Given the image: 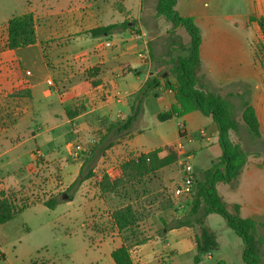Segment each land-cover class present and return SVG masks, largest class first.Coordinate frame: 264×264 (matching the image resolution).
Segmentation results:
<instances>
[{
    "label": "crops",
    "instance_id": "obj_1",
    "mask_svg": "<svg viewBox=\"0 0 264 264\" xmlns=\"http://www.w3.org/2000/svg\"><path fill=\"white\" fill-rule=\"evenodd\" d=\"M157 1L20 0V11L5 15L10 6L1 10L0 176L13 178L23 169L24 166L21 167L19 163L21 155L14 151L26 140L25 135L31 130L30 122L36 126L39 121L47 122L63 116L68 122L77 123L78 139L91 143L87 157L94 159L93 171L102 168L111 175L117 172L116 165L131 154L148 153L168 145L176 146L179 142L184 145L192 161L199 156L198 164H194L195 168L200 169L199 172L220 158L222 151L218 144V128L211 117L195 111L164 122L158 119V114L176 105L175 93L166 88L164 80L171 78L169 71L175 57L185 52L178 45L172 50L170 26L165 24L164 27L159 20L161 18L155 17ZM176 9L181 16L193 18L200 28V75L210 91L221 94L231 102L235 119L237 115L240 116V120L236 119L237 131H231L230 138L233 142H239L249 153L238 188L233 190L237 199L227 202L218 191L228 204L240 205L243 218H251L257 223V233L264 240V54H256L252 35L245 39L239 33L243 29H257L261 34V43H264L260 27L249 20L252 15L264 16V0H178ZM25 13L34 15L36 43L16 50L3 49L7 39V21ZM235 18L242 20V23L235 21ZM126 21L130 22L128 27H120L110 34L93 37L90 33L92 29ZM183 43L187 44L184 37ZM180 50L183 52L181 55L169 56L170 52ZM145 52L149 54L147 61L139 56ZM31 56L38 65L37 73L26 69ZM133 70L139 73L135 74ZM26 72H30V75ZM158 75H161L160 85L141 99L138 93L146 81ZM49 80L55 82L54 87L48 85ZM93 82H97L96 86L92 85ZM25 83L29 86L31 97L8 95L9 91ZM245 99H249L255 109L261 138H252L244 128L241 111ZM234 100L237 105L240 104L238 109ZM137 105H140V112L129 130L121 131L113 127L125 120ZM68 106L80 108L81 112L69 119L65 110ZM5 112H10L17 119L13 125L8 124L7 129H4ZM150 120L155 123L152 127ZM180 122L186 126V133L182 137L178 129ZM101 129V135L97 136L96 131ZM30 134L33 139L40 136V133L33 131ZM19 137L23 141L19 142ZM15 139L18 144L13 145ZM11 153L13 156L8 157ZM82 166L83 163H80L78 172ZM158 174L160 176L155 178L154 184L159 183L158 179L163 174H168L165 187H169L173 176L182 175L180 162L159 170ZM211 215L206 217V224ZM218 224V229L208 227L216 236V230L222 232L227 228L225 220ZM173 232L175 229L169 234ZM120 238L122 246L123 240ZM147 238L145 243L132 248L134 264H154L143 249L154 244L158 238ZM1 248L0 258L5 259L6 253ZM242 249L241 240L239 264H243ZM260 251L261 264H264V244ZM134 253L139 258L138 262ZM170 253L173 255L174 251ZM213 257V253L204 255L198 264ZM219 261L230 264L225 259L211 264ZM25 264L51 263L29 257Z\"/></svg>",
    "mask_w": 264,
    "mask_h": 264
},
{
    "label": "rangeland",
    "instance_id": "obj_2",
    "mask_svg": "<svg viewBox=\"0 0 264 264\" xmlns=\"http://www.w3.org/2000/svg\"><path fill=\"white\" fill-rule=\"evenodd\" d=\"M19 1L0 0V19L1 10L7 6L10 8L5 15L11 11H20ZM235 19L242 23V20ZM159 20L164 27L165 24L167 25L163 19ZM239 33L245 39L252 35V43L256 46L262 44L261 34L257 29H243ZM175 34L180 36L181 42L184 37L188 43L189 36L184 29L178 28ZM0 35H2L1 32ZM182 53L180 50L173 52L172 55L177 56ZM29 60L30 63L27 64L26 69L37 73L38 65H35L33 56ZM234 104L236 109L240 107L236 100ZM239 117L237 115L236 119L240 120ZM16 120L13 114L5 112L4 129L13 125ZM29 124L31 130L25 135L26 140L14 151L21 155L19 163L21 167H24L13 178L0 176V188L6 192H15L20 203L28 202L36 203V205L25 210L14 220L0 224V247L6 253L5 259L0 258V264H25L29 257L51 264H114L110 253L121 246L120 237L122 236L130 238L132 244L149 236L157 237L154 244L151 243L143 249L154 264H195L193 259L197 250L193 237L200 234L199 226L169 228L175 224V220H185L190 210L186 201L188 197L183 195L176 197L174 193L182 180V175L181 177L175 175L169 181V184L172 183L170 186L173 191L170 192V199L173 201L170 207L158 211L157 207L160 208L159 205L163 204L157 201L155 205L153 204L155 206L153 209L156 208L157 212L155 211L152 217L139 223L133 231L120 233L113 227L110 218L115 209L127 204V192L130 190L121 189L115 194L102 193L100 182L104 176L112 179L118 178L121 174L120 164L138 154L127 156L118 166L116 165L117 172L111 175L105 173L102 168L93 171L94 159L87 157L92 146L91 143L78 139L77 123L68 122L63 116L59 119L54 117L47 122L39 121L36 126L35 123L30 122ZM150 124L152 127L155 123L150 120ZM32 131L35 134L40 133V136L31 138ZM102 131L103 129L96 131V135H101ZM252 138L255 137L252 136ZM16 139L13 145L18 144ZM18 139L19 142L23 141V138ZM77 144L81 145L82 151L74 157L72 153ZM11 156L13 153L8 155V157ZM198 160L199 156L192 161L193 165L198 164ZM80 163H83V166L78 172ZM157 176L160 175L156 174L150 179L152 180L150 184L152 192H160L165 188L166 181L169 179L168 174H163L156 185L154 181L156 182ZM218 190L227 202L237 199L236 193L228 184H220ZM64 195H67L68 199L64 198ZM50 198L58 201L53 210L43 204ZM167 202L168 200L165 201ZM165 203L164 205H167ZM202 213L201 209L200 214ZM223 220L222 216L212 214L209 223L205 225L215 229ZM173 229L175 232L169 234ZM164 231L168 232L164 234ZM216 231L218 248L213 251V259H204L202 264H211L219 259H225L230 264H239L238 260L240 261L241 258L238 257V249L241 239L229 228L223 229L222 232L221 230ZM170 251H174V254L172 255ZM162 256H164L163 259H160ZM134 257L136 261L139 259L136 253ZM157 259L160 260L157 261Z\"/></svg>",
    "mask_w": 264,
    "mask_h": 264
},
{
    "label": "trees",
    "instance_id": "obj_3",
    "mask_svg": "<svg viewBox=\"0 0 264 264\" xmlns=\"http://www.w3.org/2000/svg\"><path fill=\"white\" fill-rule=\"evenodd\" d=\"M178 0H158L155 17L163 19L169 26L172 45H178L185 55L178 56L169 71L171 78H165L166 88L175 93L176 105L165 112L158 114L161 122L172 118H181L191 112H200L202 115L211 117L218 128V144L222 154L219 159L207 169L198 174H193L194 181L198 180L196 190L187 197V205L190 210L185 220H175L172 228L185 226H199L200 234H196L195 245L197 254L193 261L198 264L201 257L212 254L218 248L215 233L205 225L206 217L210 214H218L223 217L227 228L233 230L242 240L243 264H261V247L264 240L257 233V223L251 218L241 216V207L237 203L228 204L219 193L217 187L220 184H228L233 190L238 188L240 175L248 162L249 153L239 142H233L230 138L231 131H237L238 122L234 117V107L226 97L212 92L202 80L200 75L202 63L200 48L202 44L201 30L190 17H183L176 9ZM250 22H256L260 27L264 39V16H250ZM129 21L122 24H114L99 27L90 31L93 37L110 34L120 27H128ZM178 28L185 30L189 36V42H181L180 36L175 34ZM6 43L3 49L16 50L34 45L37 41L36 22L32 13H25L11 17L6 24ZM256 54H264V43L256 46ZM172 52L169 53V56ZM97 69V68H94ZM91 74V72H89ZM133 73L138 74V71ZM161 75L150 77L138 96L143 99L154 88L160 85ZM97 82L92 85L96 86ZM10 97H31L28 84H22L8 94ZM69 119L76 117L81 109L68 106L65 108ZM140 112V105L131 109V113L125 120L113 125L119 130H129ZM241 120L244 128L252 136L261 138L260 125L251 101L245 99L242 104ZM179 155L174 145L158 148L148 153L132 156L120 164L121 174L112 179L104 176L100 182L102 193L115 194L121 189L130 190L127 196V204L115 209L111 214V223L120 233H129L138 227L139 223L146 221L155 213V203L160 201L158 211L166 210L173 201L170 199L171 186L163 188L160 192H152V180L157 172L163 168L176 164ZM1 182V180H0ZM1 185V183H0ZM173 192V191H172ZM175 193V191H174ZM176 196V195H175ZM182 196V195H181ZM180 197V196H176ZM13 191L6 192L0 188V224H6L36 203H20ZM168 200L167 203L165 201ZM167 204V205H164ZM49 209H55L58 201L55 198L43 202ZM154 204V205H153ZM169 205V206H168ZM203 213L200 214V210ZM157 212V211H156ZM133 237V236H132ZM123 245L112 251L111 257L115 264H134L131 250L135 246L145 243L148 238L130 243V238L122 236ZM217 264H226L219 261Z\"/></svg>",
    "mask_w": 264,
    "mask_h": 264
},
{
    "label": "built area",
    "instance_id": "obj_4",
    "mask_svg": "<svg viewBox=\"0 0 264 264\" xmlns=\"http://www.w3.org/2000/svg\"><path fill=\"white\" fill-rule=\"evenodd\" d=\"M139 56L145 61L149 59L148 52L140 53ZM26 74L30 75V72H26ZM48 85L50 87H54L55 82L53 80H49ZM178 129H179V134L182 137L186 133L185 124L183 122H180L178 124ZM200 133H203V131H201ZM175 149L179 155V162H180L181 174H182V180L175 190V195L188 196L193 192V184L195 182L193 178V174L195 173V166L193 165L191 156L185 152L184 145L181 142L176 144ZM81 151H82L81 145L77 144L75 146L72 155L74 157H77Z\"/></svg>",
    "mask_w": 264,
    "mask_h": 264
},
{
    "label": "water",
    "instance_id": "obj_5",
    "mask_svg": "<svg viewBox=\"0 0 264 264\" xmlns=\"http://www.w3.org/2000/svg\"><path fill=\"white\" fill-rule=\"evenodd\" d=\"M200 171V169L198 168H195V174H198ZM197 183H198V180H195L194 184H193V191L196 190V187H197ZM64 198H67L68 199V196L67 195H64Z\"/></svg>",
    "mask_w": 264,
    "mask_h": 264
}]
</instances>
